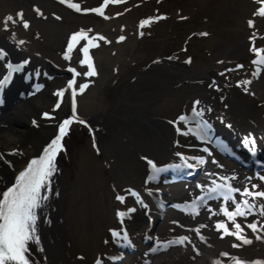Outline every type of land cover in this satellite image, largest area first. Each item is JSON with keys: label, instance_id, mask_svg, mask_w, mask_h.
Here are the masks:
<instances>
[{"label": "bare ground", "instance_id": "1", "mask_svg": "<svg viewBox=\"0 0 264 264\" xmlns=\"http://www.w3.org/2000/svg\"><path fill=\"white\" fill-rule=\"evenodd\" d=\"M78 2L81 7L92 8L97 7L100 0H78ZM34 5L42 11V16L36 15ZM109 6L110 3L105 7V15L108 17L105 19L96 13L76 12L61 4L60 0H0V21L7 15L15 17L18 11H22L23 18L30 22L27 29L22 27L19 20H16L14 24L10 23L8 31H4L0 27V49L6 53V58L0 60V79H3L6 73L8 62L19 63L22 59L28 60V64L24 65L20 72L13 73L11 79L0 86V188L13 181L15 172L20 170L29 158L39 155L43 146L55 134L57 122L71 114L72 97L69 95L70 90L66 87L67 80L71 78L68 66L75 67L78 72L87 70L86 65L81 66L76 62L80 57L78 48L85 41L82 40L72 50L69 60L63 58L62 52L69 34L80 28H91L92 32L89 35L100 33L109 42L97 40V45L100 44V47H94L93 53H91L93 48H90L89 52L93 59L96 75L76 77L74 87H78L81 82L90 81L82 93H76L77 115L89 118L94 123L114 118L119 122L118 125L123 123L127 129L134 127V130L132 128V131L129 130V134L133 136L134 141L132 140V142L139 145L137 135L140 134L145 140V144L141 143L148 147L140 145V148H144L158 159L167 158L168 155L177 157L175 155L177 152H181L187 157H206L203 148L207 147L214 155L213 159L216 163L212 161L208 165L205 163L202 167L198 165L196 169L199 171L202 168L203 175L196 182L208 183L210 178H214L209 175L213 173L226 175L235 173L237 178L232 183L242 186V183L246 182L244 178L252 176L251 165L247 158L243 153H236L231 148L230 155L237 156L241 159L240 163L248 165L249 173L245 172L248 170L243 171L241 164L235 161H232V164L240 166L230 168L225 161L227 157L225 158L218 151L217 145L235 146L233 144H239V141L249 133L264 142V65L259 66L260 71L254 76L252 73L255 66L251 62L244 63L239 60L238 64L242 67L236 68L237 64H234L233 61L240 57L246 47L255 45V47L264 49V17L256 15L253 26L244 27L243 31L239 33L241 38L238 37L235 41L224 42L221 40L213 43L210 47L213 56L210 63L189 68L160 52L161 49L152 51L139 36V25L129 23L123 13L119 11L110 13ZM116 13L120 14L116 15ZM57 16L60 19H57ZM12 33L15 34L14 38ZM242 34H244L243 38ZM27 35L30 37L28 44L27 41L24 43ZM120 35L125 37L123 41L117 40ZM250 36L253 37L252 40H249ZM17 41H23V43L17 44ZM34 52H40L41 57ZM49 53H52L54 57L47 58L46 54ZM214 62L220 63L218 70L221 73V81L213 80L212 84L215 86L211 88V91L218 93L220 98L213 104L211 99L205 95L196 99L200 101L198 107L205 109L204 118L211 123L212 135L215 138L212 143L204 144L190 134H177L173 125L169 123L180 113L190 114L192 101L170 113L159 114L152 111L151 107L160 101L165 93L175 91L176 89L173 90V88L180 83L188 81L193 87L195 80L201 79L200 76L209 75ZM230 62L234 64V67H231ZM37 71L39 75H34L33 73ZM169 75L170 77H168ZM25 76L28 77L27 80ZM244 80L248 81L246 86L243 83L237 86V81ZM34 84H41L43 87L37 90L33 87ZM114 84L115 87L119 85L122 87L117 90L113 100H109L105 91ZM188 85H185L187 89L190 87ZM23 86L26 89L22 91ZM49 87L53 88L52 93H55L57 88L65 87V93L60 97V105L55 110L52 105L57 97L54 93L47 92ZM245 87L247 91H245ZM225 104L226 106L230 105L231 113L235 112L236 117L232 118L233 116H231V121L227 120L228 114L224 111ZM209 108L211 111H207ZM45 111L54 112V114L51 117H42L40 114ZM238 115L239 117H237ZM178 126L182 127L183 125L178 123ZM240 128L249 132H241ZM175 141H179V143H175ZM183 145H187L189 149L183 151ZM120 146L122 145L120 144ZM120 146L114 142L110 146V151L116 159L119 157L116 147ZM13 148L17 151L10 152L9 150ZM129 157V160L139 169L138 173L142 172L140 175L137 174L142 182L144 181V187L137 191H141V199L147 205L146 208L142 207L136 203L135 197L129 196L127 207L136 209L126 215L129 226L126 231L129 234L131 246L117 247L116 255L121 257L122 254H125V257L131 261L134 251L131 252L129 249L138 248L140 240L149 239L151 236L149 237L147 234L149 231L153 232L154 225L152 223L159 222L161 206L168 201L167 194L171 192L167 191L170 189L168 184L171 183V180H165L167 189L162 182L153 180L145 183L148 166L145 167L144 162L136 159L134 152H131ZM169 158L161 164H166V162L171 164L173 160H169ZM106 162L109 165L107 173L109 174L114 168L116 160ZM189 163L196 164L197 162L190 159ZM161 164L157 162V165ZM219 165L223 167H219ZM193 170L178 169L173 170L172 174L184 171L187 173ZM55 174L54 172L52 189L49 192L53 191L54 197L48 198L45 206L39 210L40 243L39 245L33 243V247L37 252L39 264H73L72 259H75L76 256L72 255L66 244L67 228L65 225L68 196L72 199L71 195L67 193L69 191L67 186L70 184ZM252 182L261 185L258 179ZM186 189L189 188L186 187ZM172 190L175 195L179 188L172 187ZM187 192L190 191L187 190ZM199 192L200 189L196 188L187 201L193 199ZM181 197H186L185 193ZM155 199L159 202H155ZM176 204L183 206L184 203L177 202ZM209 204L212 205L213 213H218L219 201H210ZM47 205L48 211H45L47 214L45 215L43 210ZM197 217L194 220L192 217H186L184 222L176 219V226L172 227V236L166 239V241H173L178 236H189L190 239L182 244L171 243L169 245L177 248L180 257H177L179 253L177 255L174 253L154 264H212L213 260L227 264L228 258L219 255L224 251L244 259L264 260V237L258 231L253 233L247 228L246 230L244 228L246 225L242 222L245 219L250 221L256 218L255 216L236 218L244 229L243 234L249 239L247 244L227 234L223 238L220 237L214 228L216 219H225L227 226L231 227V222L227 221L222 214L209 215L208 208L205 207ZM198 224L207 225L200 229V233L204 237L203 240L192 230ZM233 243L238 244L239 247H232ZM158 247L161 248V246H153L155 251L147 252L145 255L151 258L155 252L161 251ZM80 264H87V262L83 259Z\"/></svg>", "mask_w": 264, "mask_h": 264}, {"label": "rangeland", "instance_id": "2", "mask_svg": "<svg viewBox=\"0 0 264 264\" xmlns=\"http://www.w3.org/2000/svg\"><path fill=\"white\" fill-rule=\"evenodd\" d=\"M258 6L257 0H122L120 3H110L108 9L110 13H112L111 11L123 13L129 23L136 25H139L141 19L163 14L164 18L153 21L147 26H139V36L152 51L161 49L160 52L174 58L173 60L176 62L194 68V66L210 63L211 58H213L210 47L216 41L226 42L238 39L239 33L243 31L244 27H249L247 21L249 19L254 21L253 12ZM125 9L127 10L125 11ZM228 9L230 10L228 11ZM201 33H206V35H201ZM241 36L243 38L244 34ZM24 40V43L27 41L28 44L30 42L29 35ZM97 46L99 48L100 44ZM253 46L255 47V45ZM93 49L89 51L93 53L95 48L93 47ZM34 53L40 56V52ZM51 56L54 57L52 53L46 54L47 58ZM253 56L255 54L250 51V47H246L245 51L241 52L240 57L233 61L234 64H238L239 60L249 63ZM189 58L190 62H186L189 61ZM232 62L229 64L234 67ZM214 63H212V71L209 72L208 76H200L201 79L195 80L193 87L188 81L178 84L173 88V90L176 89L175 91L169 90L168 94L165 93L161 100L151 107V110L159 114L170 113L203 95L211 99L212 104L218 102L220 96L211 91V88L214 87L212 86L213 80L221 81V73L218 70L220 63ZM185 85L190 87L187 89ZM120 87L122 85L115 87V84L109 87L105 91L107 99L113 100V96L116 95ZM52 91V87L47 88V92L52 93ZM172 92L173 95H171ZM224 107L226 108L224 111L228 114L227 120L231 121L232 118L236 117L235 112H233L234 114L231 113L229 104L227 106L225 104ZM78 116L84 121L88 120L89 124L83 125L75 121L71 123L61 140L63 148L58 151L55 157L57 168L55 175L69 182L67 193L72 197L70 199L68 196L67 202L66 244L72 255L76 256L75 259H72L73 264H80L83 259L87 264H95L98 257L102 264H113V261L117 260L116 248L124 247V245H117L109 232V229L118 230L121 227V220L116 216V211L127 208L128 199L131 195L130 193L125 194L128 189L138 192L139 188L144 187V181L142 182L141 178L138 177V174L140 175L142 172L138 173L137 166L129 160L130 153H136V159L144 162L145 167L148 165L143 157L153 160L154 163L158 162V164L165 162L168 157L176 164L179 159L170 155L161 159L154 157L144 148H140L145 144V140L140 134L137 135L139 145L132 142L133 136L129 134V130L132 131L134 127L127 129L123 123L118 125L119 122L114 118H107L104 122L94 123L89 118L82 115ZM231 116L233 117L231 118ZM239 131L246 132L247 130L240 128ZM113 142L119 146L122 145L116 147V153L119 155L117 159L115 156L113 157L110 151ZM182 149L185 151L189 147L183 145ZM212 158L213 156L209 157V161ZM114 160H116L115 166L107 174L109 165L106 161L112 162ZM226 160L230 168L237 167L229 159ZM245 172L249 173V171ZM118 193L124 195L123 203L116 200L115 197ZM138 193L141 196V191ZM170 196L169 200L174 201L180 194L173 195L171 193ZM160 218L157 224H152L154 225L153 232L147 234L151 237L140 240L139 247L134 248L133 260L129 261L124 258L121 259V264H154L158 260L168 258L171 254L177 255L179 253L177 249L164 247L162 251L155 252L151 258L145 255V253L151 252L149 251L150 248L155 247V245L158 246L157 240L164 242L167 237L172 236V227L176 226V219H179L180 222L185 220L182 214H177L169 208ZM123 227L125 230L129 227L126 216L123 218ZM244 228L246 229V226ZM30 247L31 260L34 261V264H39L33 243ZM179 255L180 253L177 257H180ZM113 257L115 259H112Z\"/></svg>", "mask_w": 264, "mask_h": 264}, {"label": "snow or ice", "instance_id": "3", "mask_svg": "<svg viewBox=\"0 0 264 264\" xmlns=\"http://www.w3.org/2000/svg\"><path fill=\"white\" fill-rule=\"evenodd\" d=\"M122 0H100L97 7L84 8L78 0H60L61 4L75 10L76 12L83 13H96L105 19L108 17L105 15V7L109 3H120ZM258 7L253 12V15H259L264 17V0H257ZM36 15L42 16V11L33 6ZM127 9H125L126 11ZM120 13H116L119 15ZM60 19L59 16L56 17ZM164 18L163 14L158 16H149L147 18L141 19L139 21V26H147L151 22ZM19 20L24 29L29 28L30 22L23 18L22 11H18L15 17L12 15H7L0 21V27L4 31H8L9 24L15 23ZM249 27L253 26L254 21L249 19L247 21ZM92 32L91 28H80L69 34L67 38V43L65 49L62 52V56L65 60L71 58L72 50L77 47L78 44L83 40L82 46L78 48V53L80 57L76 61L79 65H86L87 70L78 72L75 67L71 65L68 66V71L71 73V78L66 82L67 89L70 90L72 97V111L71 114L57 122V128L55 134L52 138L43 146L39 155L29 158L26 164L18 171L15 172L13 181L6 186L0 188V264H34L31 260V243L39 245L40 236L38 234V219L39 210L45 206V202L48 199L49 192L51 190L52 177L55 171H57L55 164V157L58 151L62 150L63 144L61 143L62 137L67 133L69 125L71 123L78 122L80 124H85L86 122L77 115L76 113V101L75 96L77 92L82 93L90 81H84L79 83L78 87H74L76 83L77 76H95L96 70L93 63L92 56L90 55L89 49L97 46V40L104 41L108 43L109 41L105 36L100 33H95L89 35ZM14 38L15 34H11ZM201 35H206V33H201ZM125 37L120 35L117 37L118 41H123ZM253 37H249L252 40ZM23 41H17V44H22ZM250 51H252L255 56L251 60L252 65L255 66L253 75H257L260 71L261 65H264V49L260 47L250 46ZM6 58V53L3 49H0V60ZM190 62V58L189 61ZM28 64L27 59H22L19 63L8 62L6 64V73L3 79H0V86H3L11 79L13 73H18L22 70L24 65ZM242 65L237 64L236 68H241ZM226 71H229L226 69ZM34 75H39V72L33 73ZM45 75H47L45 73ZM25 79H28L25 76ZM237 86L243 83L245 86L248 84L247 80L237 81ZM212 86H215L214 84ZM37 90L43 87L41 84H34ZM245 91L247 88L245 87ZM65 93V87L57 88L55 90V95L57 97L55 103L52 105L53 110H55L60 105V97ZM199 100H194L191 106L190 114L180 113L175 117V119L170 120L169 123L173 125L177 134L192 135L196 140L201 143L208 144L212 143L215 139L212 135V125L204 118L205 109L199 108ZM211 111V109H207ZM54 112H42L40 115L42 117H51ZM35 123V121H33ZM178 123H182V127L178 126ZM230 127V125H228ZM179 143V141H175ZM241 145L249 152L252 153L255 150V141L251 133L247 134L240 141ZM95 147V144H93ZM10 152H16L15 148L10 149ZM204 152H208L211 155L209 148H203ZM179 157L180 163L178 164H164L157 165L153 160L143 157L147 161L148 173L145 179V183L158 179L162 172L169 169H195L198 165H203L206 160L203 156H192L187 157L181 152L175 153ZM195 160L196 164L189 163V160ZM213 163H216L213 160ZM264 162L256 161L257 165H261ZM219 167H223L219 165ZM210 178L208 183H197L196 187L200 189L198 195L194 196L193 199L185 201L182 207V211L185 213H190L193 216L199 214L202 208L207 207L209 215H220L226 218L227 221L231 222V227H228L225 219H216L214 221V228L218 231L221 238L226 234L235 237L236 240L247 244L249 239L243 234L244 229L241 227V223L237 222V217L247 218L249 216H255L256 218L250 221L245 219L242 222L246 225L248 229H251L253 233L258 230L264 229V185H258L253 183V177H245V181L242 186L235 185L232 181L236 180V174L231 175L226 174H209ZM254 176L258 181L264 182V174L259 170L254 173ZM135 197L136 203L142 207H147L138 192L133 189H128L127 194ZM116 200L121 203L124 202V195L117 194ZM209 201H219L218 213H213L212 205ZM177 208H181V205H175ZM136 211L133 207H127L125 210L117 209L116 216L121 220V227L117 229H109L113 241L117 245L131 246V241L129 239V234L123 227V218L128 214ZM46 219V218H45ZM259 221V223H258ZM207 225L198 224L195 229L196 235L199 236L201 240L204 239L203 235L200 233V229L206 227ZM259 238V237H258ZM190 238L187 235L178 236L173 241H156L158 246H164L169 243H184ZM232 247H239L238 244L233 243ZM149 251H155L154 248H150ZM221 257H227V264H264V260L261 259H244L236 255H231L229 252L224 251L219 254ZM112 259H115L113 257ZM95 264H102L101 259L98 257ZM212 264H223L222 261L213 260Z\"/></svg>", "mask_w": 264, "mask_h": 264}, {"label": "water", "instance_id": "4", "mask_svg": "<svg viewBox=\"0 0 264 264\" xmlns=\"http://www.w3.org/2000/svg\"><path fill=\"white\" fill-rule=\"evenodd\" d=\"M52 189V188H51ZM57 196V195H56ZM48 198L49 199H51V197H50V193H49V196H48ZM48 200V199H47ZM46 203V202H45ZM45 211H48V205L44 208V210H43V212H44V214L45 215H47L46 213H45Z\"/></svg>", "mask_w": 264, "mask_h": 264}]
</instances>
